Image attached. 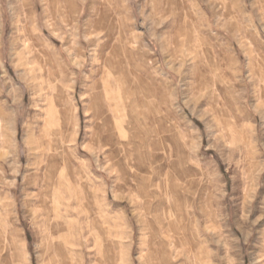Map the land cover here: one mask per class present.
<instances>
[{
    "label": "clouds",
    "instance_id": "1",
    "mask_svg": "<svg viewBox=\"0 0 264 264\" xmlns=\"http://www.w3.org/2000/svg\"><path fill=\"white\" fill-rule=\"evenodd\" d=\"M0 264H264V0H0Z\"/></svg>",
    "mask_w": 264,
    "mask_h": 264
}]
</instances>
